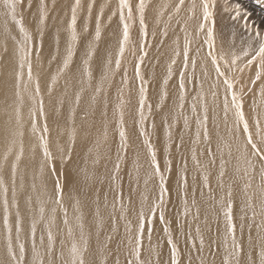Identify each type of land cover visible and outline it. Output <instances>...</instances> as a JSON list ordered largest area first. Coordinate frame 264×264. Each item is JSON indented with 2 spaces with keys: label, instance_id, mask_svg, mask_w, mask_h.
I'll list each match as a JSON object with an SVG mask.
<instances>
[{
  "label": "bare ground",
  "instance_id": "1",
  "mask_svg": "<svg viewBox=\"0 0 264 264\" xmlns=\"http://www.w3.org/2000/svg\"><path fill=\"white\" fill-rule=\"evenodd\" d=\"M48 20L44 26L38 21L40 0H31L32 7H25L23 11V20L26 29L32 35V65H33V83L29 84L27 80V68H25L24 83L27 89L21 88L24 99L20 107L23 119V145L24 156L20 162V168L16 180V195L13 197V191L10 187L9 211L10 219L15 218L16 202L20 205L21 217L24 219V228L26 247L30 249V227L33 217H36L37 238L45 236L47 244V231L49 227L56 240L55 257L59 259V246L67 252L73 240L80 242L79 224H83V232L88 240L89 254L88 259H101V253L107 249L106 259L109 264L119 261V264H126L128 256V241L138 233V227L133 225V221L138 219V213L143 207L145 213L148 212V206L152 205L153 199L157 197L158 176L153 173L150 166V157L147 146L144 144L143 136L140 134L139 124V99L136 95V85L133 82L127 86L128 94L122 96L124 83L120 74L113 76L112 70L108 71L107 60L116 59L121 40V27L123 22L119 19V14L112 15L116 10L118 0H81V8L77 13V33L78 42L74 46V55L67 75L59 76L55 85H52V78L57 76L58 70L63 65L66 56V50L70 40L68 24L70 23V8L74 0H44ZM178 0H152L151 5L145 11V23L148 25V36L152 38V47L146 49L147 55L144 63L141 65V72L144 80L147 81V99L145 105V129L149 140L156 150L157 161L160 171L167 177L166 188L169 193L166 214L167 220L172 226L175 243L178 245L181 256L186 258V262L196 263V250L199 248L200 238H205L206 226L201 224L200 231L194 228L190 222L192 220H205L212 222V240L208 246L210 254L209 263L217 264V259L221 262L227 245L224 244V226L225 219L223 209L220 207L219 200L224 194L226 188L231 185L233 190V218L236 221L237 239L241 241L245 252H251L255 264H259L260 255V229L255 225L251 227V238L253 248H248L249 230L246 227L243 235L239 231L240 217L246 211L244 209V195L242 192V181L239 180L237 168L243 167V161L239 159V153L236 151L238 132L233 131V123L230 115L225 119L221 97L213 103L209 91L212 80L203 74V57L208 51L205 33L201 34L194 31L192 22H189L188 33L192 38L191 51L189 53V66L187 69L183 65V57H175L173 49L177 47V40L182 52L184 45V24L181 18L185 16L182 11L179 17L173 13L172 6ZM133 6V18L129 20L131 24L137 23L136 17H139L137 5L139 0H130ZM167 3V4H165ZM191 3V0H185V7ZM197 3L199 1L197 0ZM91 5V18L88 16L87 8ZM162 6L166 7L163 17L157 14ZM103 8V16H100V10ZM215 8V7H214ZM3 9L0 8V151L3 150L7 128L9 127V117L13 114L14 100V69L17 68L19 60L18 45L13 39H7V49L4 51L5 34L3 29ZM199 14V9H198ZM173 15L171 21L168 16ZM99 19L101 27V38L94 40L95 28ZM213 27L216 39V51L221 49L236 52L240 54L243 34L232 24L226 15L219 14L215 20H210L207 27ZM86 27V31L84 28ZM131 37H136V29ZM167 27L168 35L164 36L163 30ZM11 29L10 36L16 40L22 39L18 27L9 23ZM43 31V47H40V35ZM203 39V40H202ZM252 43V42H251ZM92 45L93 55L89 61L92 71V79L89 82L86 75H83V69L80 64L85 60L89 45ZM115 44V46H113ZM199 47V56L196 50ZM109 48V49H108ZM244 57L241 55V59ZM175 59L176 63L171 64ZM196 61V67L193 70L191 61ZM171 66V76L168 74ZM211 71V69H209ZM184 74L185 89L182 111L178 108L180 96V75ZM214 76V73L212 74ZM104 81L103 91L96 93L94 89L99 87L102 79ZM39 80L41 86V95L44 98V115H37L38 125L42 126L47 117L49 127V148L53 155V160L44 168L41 173V163L43 160L42 149L38 146L37 137L31 132L30 110L33 107V101L29 93L34 88L35 80ZM84 80L83 92L81 93L80 104L75 107L73 104V93L80 90V81ZM167 79V85L164 84ZM89 82V83H88ZM201 84H203V93L201 94ZM67 85V87H66ZM91 86L92 93L86 90ZM49 87H52L49 95ZM167 91V97L163 98L162 93ZM67 93V95H65ZM104 95V105L101 108L90 109L95 113L98 124H93L88 113H83V106L91 104L93 97ZM199 96V98H198ZM63 100V107L59 106L58 101ZM121 100H128L129 106L119 107ZM208 104V123L210 142L204 139L203 129L199 128L198 118L192 112V105L196 103V112L200 117L203 116L204 103ZM118 103V104H116ZM150 106V108H149ZM75 107V127L77 137L75 144L69 142V133L73 126L71 110ZM123 110L125 130L129 141V150L125 158H121L120 137L117 133V123L119 112ZM252 125L253 116L250 108L245 111ZM185 118L188 120V126L185 127ZM153 124L155 127L153 128ZM119 125V124H118ZM200 131V139L197 142V131ZM84 134V138L79 134ZM169 133L171 137H179L180 144L176 145L169 142ZM106 134V135H105ZM224 145H229V148ZM59 146V147H58ZM35 148V152L33 149ZM60 148L65 152H70L71 159L67 156L61 160ZM193 150L196 152L197 159L203 167L197 168L192 160ZM215 157V163H209L211 157ZM119 157V159H118ZM225 162V176L223 182L225 189L218 187L219 171L221 160ZM89 160V161H88ZM171 160V170L168 171V161ZM119 163V171L115 170V165ZM54 164L56 171H51V165ZM88 164V165H87ZM185 164L187 171L185 172ZM259 165H257V170ZM96 173V174H94ZM118 174V175H117ZM187 176V199L188 214H184L185 194L181 191L184 186L181 182V176ZM207 174L208 183L213 190L214 200L208 196V188L204 186L203 177ZM115 175L117 179H115ZM87 176V178H86ZM96 177V179H94ZM54 178H59L64 187V207L68 209L69 223L66 225L65 232L60 226V211L53 214L51 209L55 205L47 202V197L51 195L54 187ZM7 180V176H5ZM115 179V184L113 180ZM84 183L90 184V190H81ZM118 183V184H117ZM255 183H259V176H256ZM36 188L33 190L32 185ZM110 190L106 194H97L93 196V191L99 187H107ZM118 186V189H116ZM117 191V193H116ZM119 191V192H118ZM127 194L123 200L124 211L115 208L112 202L114 195L119 193ZM37 194L45 200V220L41 221L38 217L37 209L39 200ZM29 196L32 197V203H27ZM147 197L144 201L143 197ZM103 200L106 202L103 203ZM195 201V203H193ZM78 202V203H77ZM102 203V204H101ZM101 206V210L98 207ZM58 209V208H57ZM78 209V211H77ZM3 198L0 196V240L3 238ZM121 215V217H120ZM251 213L248 212L250 217ZM79 218V219H78ZM49 220L53 222L49 225ZM260 217L257 216V224ZM153 216L148 215L145 220L144 230L153 234L152 240L144 243L141 250V258L148 257L152 264L156 260L160 264H171V257L167 244L159 233V226L155 224ZM247 224L251 225L249 219ZM71 227L73 235H68V228ZM96 227V228H95ZM128 227L129 230L125 231ZM154 228V231L151 229ZM153 232V233H152ZM108 237H111L109 240ZM63 239V241H62ZM195 242V247L193 246ZM59 243H62L59 245ZM151 251V254H149ZM30 258V256H29ZM243 258V256H242Z\"/></svg>",
  "mask_w": 264,
  "mask_h": 264
},
{
  "label": "snow or ice",
  "instance_id": "2",
  "mask_svg": "<svg viewBox=\"0 0 264 264\" xmlns=\"http://www.w3.org/2000/svg\"><path fill=\"white\" fill-rule=\"evenodd\" d=\"M31 8V0H0V8L3 11V29L5 34V44L4 51L7 52V39H13L18 45L19 60L17 68L14 69V100H13V114L9 117V127L7 128V134L5 136V141L3 145V150L0 151V196L3 198V238L0 240V264H109V261L106 259L107 249H104V252L101 253V259L97 261L95 258L88 259L89 254L88 240L85 238L83 228L84 225L79 224L80 228V242L77 243L75 240L72 241L71 246L67 249V252L61 249L59 253V259L55 257V244L56 240L49 227L47 231V244L45 243V236L41 235L39 239L37 238V223L36 217H33L31 227H30V249L26 247V239L24 228V219L21 217L20 205L16 202V213L15 218L10 219L11 213L9 211V198L8 193L10 187L13 191V197L16 195V180L20 168L21 159L24 156V145H23V119L20 111V107L23 104V93L21 88L27 89V85L24 83L25 77V68H27V80L28 83H33V65L31 61L32 53V40L33 37L26 29L23 20V9ZM146 0H139L137 5L139 13V24L143 32V39L146 41L148 37V25L145 23V11H146ZM215 7V0H191V3L185 7V0H178V2L172 6L173 13L176 17L180 16L182 11L185 12V16L181 18V21L184 24V45L182 52L179 47V41L177 40V47L173 49L174 56L183 57L184 68L187 69L189 66V53L191 51L192 38H190L188 33L189 22H192L194 31L205 33L207 37L204 43L207 44L208 51L204 54L203 57V74L205 77H208L212 80L210 84L209 91L212 96L213 103L221 97L220 89H223L222 93V106L225 119H227L229 113L232 115L233 131L238 132L239 137H234L238 142L236 144V151L239 153V159L243 161V167L237 168V174L239 180L242 183V192L244 195V215L240 217L239 231L241 235L245 228L249 230V239H248V248H253V241L251 238V227L255 225L260 229V255H259V264H264V122H262L261 114L257 113L256 118L252 121L250 126L249 118L246 117L245 113V97L249 92L253 91L257 81L260 82L259 92H260V101L261 105H264V32L257 31L252 29L253 36L249 37V40H254L258 47H253L252 43H249L247 48H241L240 54H237L234 51L229 49L224 51L221 49L219 52L216 51V39L215 31L213 27H207L208 22L212 19L213 12L212 9ZM81 8V0H74V4L70 8L71 16L70 23L68 24L69 31V43L66 50V56L63 60L62 67L58 70L57 76L52 78V85L54 86L57 78L69 68V65L72 62V57L74 55V46L79 40L77 33V13ZM199 9V14H198ZM166 7L162 6L161 10L158 12L159 17H163L166 11ZM39 15L38 21L41 26L46 24L48 20V11L47 6L44 0H40L39 3ZM235 16L243 19L241 16V6L236 4L234 9ZM88 16L91 18V5L87 8ZM119 14L120 21L123 22V32L122 39L119 43L118 57L115 60V68L119 69L121 66V61L124 58L126 47L130 41L129 34V20L133 18V6L130 3V0H118L116 10L112 12L113 16ZM100 16H103V8L100 10ZM173 15L168 16V20L173 19ZM14 24L18 27V31L22 34V39L16 40L15 37L10 36L11 29L9 28V23ZM245 27L248 25L245 23ZM86 31V27L84 28ZM164 36L168 35L167 27L164 28ZM40 35V47H43V31L39 33ZM101 38V27L99 19L96 23L94 40L99 41ZM144 47L143 45L141 46ZM197 56H199V47L196 50ZM92 45H89V49L86 52V59L84 60V69L83 75H86L89 82L92 79V71L90 68L89 61L93 55ZM135 55V53H133ZM147 55L146 51H142V54L138 57V63L135 66V76L141 81L139 88V124H140V134L144 137V144L147 146L148 153L150 156V166L153 168V173L159 176V187L160 193L158 197V203L148 206V212L145 213L144 208L142 207L138 213V233L132 239L128 241V256L126 258V264H152V261L145 257L141 258V250L143 247V234L145 228V220L148 215L155 217L156 210H160V220L164 221L163 213V203L164 195L167 192L165 186V176L160 171L159 162L156 157V150L152 146L148 133L145 129V105L147 99V89L145 84L147 81L144 80V76L141 72V67L144 63V57ZM241 55L249 58L243 66H240L238 63L241 60ZM108 71L111 72L113 61L111 58L107 60ZM176 60L172 59L171 64H175ZM191 65L193 70L196 67V61L192 60ZM254 65H258L254 71V75L249 77L247 81L244 79V73L246 70L252 69ZM211 69V71L209 70ZM214 73V76L212 75ZM168 74L171 76V66H169ZM107 77L102 79V82L99 87L94 89V92L99 93L103 91L104 81ZM168 81L165 79L164 84L167 85ZM67 87V85H66ZM84 80L80 81V90L73 93V104L75 107H78L80 104L81 93L83 92ZM180 96L178 108L182 111L183 101L185 99L184 89L185 81L184 74L180 75ZM49 95H51L52 87L48 89ZM203 93V84H201V94ZM30 98L33 101V107L30 110L31 118V132L32 135L37 137L38 146L42 149L43 160L41 163V173H43L44 168L50 164L53 160L52 152L49 148V127L47 123V117L45 116V121L42 126L38 125L36 117L37 115H44V98L41 95V86L39 80H35L34 88L29 93ZM67 95V93H65ZM254 96V93H253ZM162 97H167V91L165 90L162 93ZM199 98V96H198ZM59 106L63 107L64 101H58ZM75 107L71 110L72 117V128L69 133V142L75 144L77 137V129L75 127ZM121 109L123 108V101L119 105ZM257 107L256 100L253 98L252 104L249 106L250 110H254ZM150 108V106H149ZM192 112L197 116L199 128L203 129V136L205 140L210 142L209 131L207 128L208 123V104L204 103L203 106V116L200 117L196 112V103L192 105ZM119 137H120V147L121 149H126L128 136L125 130V121H124V112L121 110L119 112ZM188 126V120L185 118V127ZM155 125L153 124V128ZM253 129L255 131H253ZM106 135V134H105ZM197 142L200 139V131H197ZM169 138H171V133H169ZM229 148V155H231V148L229 145H224ZM59 147V146H58ZM61 152V160H64L67 156L68 159H71L70 152H65L64 148L59 149ZM35 152V148L33 149ZM119 159V157H118ZM192 160L194 165L197 168L203 167L200 161L197 159L196 152L193 150ZM209 163H215V157L212 156ZM257 165L259 169L257 170ZM119 163L115 165V170L119 171ZM171 170V160L168 161V171ZM51 171L55 172L56 167L54 164L51 165ZM187 171L185 164V172ZM259 176V183H255L256 176ZM7 176V180L5 179ZM225 176V162L223 159L220 164L218 187L225 189L223 182V177ZM87 178V176H86ZM209 177L207 174L203 177L204 186L208 188V196L210 200H214L215 196L213 195V190L211 189L208 183ZM181 182L187 190L188 182L187 176H181ZM33 190H35V184L32 185ZM37 199L39 200V207L37 209L38 217L41 221L45 220V200L37 194ZM143 200L146 201L147 197H143ZM47 202L55 205L51 209V212L54 214L57 208H62L64 213V224L68 225V209L64 207V187L62 186L59 179L54 182L53 191L50 196L47 197ZM27 203H32V197L29 196ZM78 203V202H77ZM195 203V201H193ZM184 214H188V199L187 191H185L184 199ZM220 207L224 212L225 226H224V244L227 245L224 256L221 260V264H255V261L252 259L251 252H245L243 244L237 239V228L238 225L233 218V190L231 185H229L224 194L220 197L219 200ZM78 211V209H77ZM121 211H124L123 202H121ZM248 212L251 213L250 217ZM257 216L260 217L259 223L257 224ZM79 219V218H78ZM251 220L252 224L249 225L246 222ZM53 221L49 220V225ZM165 232L169 233L168 243L171 245V264H180L179 259V250L176 244L171 239V233L167 226L164 228ZM197 228V232H199ZM68 235H73V230L71 227L68 228ZM110 240L111 237H108ZM195 247V242H193ZM204 246L203 237L200 238V247ZM151 254V251L150 253ZM30 256V258H29ZM243 256V258H242ZM113 264H119V261H114ZM155 264H160V261L157 259ZM189 264H192V261L189 260ZM201 264H205V261L201 259ZM214 264V262H213Z\"/></svg>",
  "mask_w": 264,
  "mask_h": 264
},
{
  "label": "rangeland",
  "instance_id": "3",
  "mask_svg": "<svg viewBox=\"0 0 264 264\" xmlns=\"http://www.w3.org/2000/svg\"><path fill=\"white\" fill-rule=\"evenodd\" d=\"M151 3H152V0H146V4H147L146 10L149 8ZM165 4H167V3H165ZM236 4H240V6H241V10H242L241 16L243 17V19L236 17L234 11H232V9H234ZM212 12H213L212 20H215L219 14L226 15L227 19H229V21L232 24H234L240 30V32L243 34L242 46H248V44L252 42L253 47H258V45L256 44V42L254 40H252V41L249 40V37L253 36L252 29H255V30L260 31V32H264V0H215V8L212 9ZM136 20H137V23H134V24H131L128 21L129 25H130L129 34L132 35V33L134 32V29H135L134 25H136V26H138L136 29L137 35L135 38L130 36V41H129L128 46L126 47L124 58L121 61V66L119 69L115 68V60L117 58H119L118 54H117L116 59L113 61V64H112V75L115 76V75L120 74V76L122 78V82L125 85L122 96H125L128 94L127 86L130 84V82H133V84L136 85V87H137L136 88V95H137L138 99H140L139 88L141 85V81L139 80V78H137L135 76V66L138 63V57L142 54V51H146V49H149L150 47H152V38L148 36L146 41L143 39V32H142V29H141L140 24H139V17H136ZM245 23H247V25H248L247 28L245 27ZM122 32H123V25L121 27V37H122ZM201 34H203V33H201ZM142 45L144 46L143 48L141 47ZM113 46H115V44ZM225 51H227V50L225 49ZM133 53H135V55H133ZM145 57H144V59H145ZM249 58H251V57L250 56L249 57H242V59L238 63L240 64V66H243V64ZM80 66L82 69H84V60L81 61ZM140 67H141V65H140ZM257 67H258V65H254L252 69L246 70V72L244 73L245 81H247L249 77L254 75V71L256 70ZM66 75H67V71L65 70L60 76L62 78ZM107 80L108 79H106L105 82H107ZM259 86H260V82L257 81L255 87L253 88V91L249 92L246 95V97H245V111H247L249 106L252 104V100L254 98L256 100L257 107L254 110H252L253 120L256 118V114L260 113L262 122H264V105H261ZM86 90L88 92H90V95L93 92L91 89V86H88L86 88ZM253 93H254V96H253ZM103 97H104V95L97 96L96 98L93 97V101L90 102L91 104H86L83 106V109H82L83 113L89 112L88 113L90 115L89 120H91L93 122V124H98L99 122H98L97 118H95V113L93 111H90V109L92 106H93L92 109L101 108L105 104ZM123 102H124V105L126 107L129 106L128 100H124ZM119 103H120V100H119ZM116 104H118V103H116ZM229 115L232 119L231 113H229ZM253 131H255V130L253 129ZM117 133L119 134L118 123H117ZM47 135L49 137V133ZM84 136L85 135L82 133L79 134V137H81V138H84ZM143 139H144V137H143ZM169 142L176 144V145H179L180 144V138L173 136L169 139ZM128 150H129V141H127L126 149H123V150L121 149V152H123V155L121 154V158H125ZM94 174H96V173H94ZM57 179H59V178H54L55 181ZM94 179H96V177H94ZM115 179H117L116 175H115ZM115 179L113 180L114 184H115ZM59 181H60V179H59ZM166 182H167V177L165 176V186H166ZM159 184H160V181H159V176H158V184H157L158 190H157V194H156L157 197L155 199H153L152 205L155 203H158V197H159V193H160ZM89 188H90V184L84 183L81 190L89 191L90 190ZM110 189H111L110 185L107 187L101 186L96 191H93L92 194H93V196L97 195V194H99V195L106 194L107 191H109ZM116 189H118V186ZM185 191H187V190H185V188L182 189L181 194L184 195ZM116 193H117V191H116ZM168 195H169V193L167 190V192L164 195V203H163L164 221L160 220V210L157 209L155 217H154V219H155L154 225L158 224L159 233H157V234H160L163 236V238L167 244L166 246H167V249L169 250L170 257H171V245L168 243L169 233L164 231L165 226H167V228L169 229V232L171 233V239L175 243V240L173 238L174 234L172 232L173 231L172 230L173 225L170 224V222L167 220V217H166V214L169 213V209L167 208V201L169 198ZM127 197L128 196L125 193L122 194L120 192L119 195L115 194L113 199H112L114 207L120 209L121 202L123 200H125ZM103 203L105 204L106 202L103 200ZM56 210L60 211V215H61L60 226L62 227L63 231L65 232L64 227H66V225L63 222L64 221L63 209L58 208ZM98 210H101V206L98 207ZM120 217H121V215H120ZM132 224L135 225L136 227H138V219L133 221ZM190 224L194 228H199V230H200L201 224H204L206 226V233H204L205 234L204 246L201 248L200 244H199V248L196 250V263L201 264V259H203L205 261V264H207V263H209V259H210V254L208 252V246H209V244H211L210 241L212 240V235H211L212 234V222L210 220H205V222L202 223V221H200V220H192L190 222ZM128 230H129V228L126 227L125 231H128ZM151 231H154V228L151 229ZM152 236H154V235L153 234L150 235L148 230H144L143 245L147 241H151L153 238ZM62 241H63V239H62ZM60 244H62V243H59V245ZM176 246L179 250V247L177 244H176ZM62 248L63 247L59 246V250H61ZM127 251H128V249H127ZM179 254H180V250H179ZM179 259H180V264H189L186 262V258L181 256V254L179 255ZM217 264H221V262L218 259H217Z\"/></svg>",
  "mask_w": 264,
  "mask_h": 264
}]
</instances>
